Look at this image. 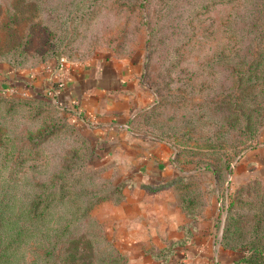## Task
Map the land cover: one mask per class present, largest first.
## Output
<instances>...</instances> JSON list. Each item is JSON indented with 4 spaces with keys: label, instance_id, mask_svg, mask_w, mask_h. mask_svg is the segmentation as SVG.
I'll return each instance as SVG.
<instances>
[{
    "label": "rangeland",
    "instance_id": "rangeland-1",
    "mask_svg": "<svg viewBox=\"0 0 264 264\" xmlns=\"http://www.w3.org/2000/svg\"><path fill=\"white\" fill-rule=\"evenodd\" d=\"M56 55L141 61L137 134L101 139L75 113L1 88L0 264H139L157 253L175 219L163 216L167 233L140 254L115 221L126 212L112 208L159 141L185 174L211 180L220 230L207 264H239L264 244V167L232 179L264 140V0H0V66Z\"/></svg>",
    "mask_w": 264,
    "mask_h": 264
},
{
    "label": "crops",
    "instance_id": "crops-1",
    "mask_svg": "<svg viewBox=\"0 0 264 264\" xmlns=\"http://www.w3.org/2000/svg\"><path fill=\"white\" fill-rule=\"evenodd\" d=\"M129 62L106 58L81 62L61 57L29 70L0 66V89L17 86L30 94L45 93V89L56 82L58 100L73 109L75 115L87 124L88 131L101 139L113 141L121 139L122 130H125V136L132 140L137 133L129 128L127 119L140 110L141 94H146L147 90L141 77V61ZM170 154L171 145L162 141L144 150L138 176L131 179L129 184L133 185L124 189L123 199L112 208L115 212L124 210L126 215L122 219L119 218L121 215L118 216L115 221L123 222L125 237L131 236L125 241L133 243L130 245L143 254L148 247L147 241L163 238L167 233L166 225L161 227L163 231L156 227L161 218L175 219L176 223L171 226L173 238L164 240L162 248L154 255H141L139 264H207L210 251L219 244L216 195L204 180L201 181L204 201L195 198L193 192L189 194L184 190L182 180L155 188L187 171L172 162ZM260 167H264V140L241 154L232 179L235 182L246 174H257ZM194 170L197 171H189ZM153 214L158 221L150 223L148 217ZM158 232L163 233L162 236L157 235ZM152 235L154 238H150ZM125 248L130 250L132 247Z\"/></svg>",
    "mask_w": 264,
    "mask_h": 264
},
{
    "label": "trees",
    "instance_id": "trees-1",
    "mask_svg": "<svg viewBox=\"0 0 264 264\" xmlns=\"http://www.w3.org/2000/svg\"><path fill=\"white\" fill-rule=\"evenodd\" d=\"M55 57L58 58L57 55H56L54 57L46 59V62L54 59ZM40 64H42V63H40ZM13 66H15V65L13 64ZM21 67L22 66H19L18 68H21ZM23 69L24 70H29L30 68L25 67ZM2 93H4V92L0 91V94H2ZM33 95H34L35 99L43 100L45 102L52 103V104H54V105H56V106H58V107H60L62 109H66L67 111H70V113L71 112L74 113L72 108H69L68 106L64 105L58 99H55V98H58L57 96H55V98H52V97L48 96L45 93H41V91L36 93V94H33ZM134 118L135 117L127 119L130 128H132V126H133ZM77 119L79 120V118H76V120ZM78 120H77V122H78ZM256 138H257V136H256ZM254 140L256 141L257 139H254ZM205 169H209L211 171V169L208 168V167L205 168ZM196 176H197V174L196 175L195 174H193V175H190V174H179L176 177H174L173 179L165 181L162 184L156 185L155 188H162L163 186H166L167 184H169V183H171L173 181L182 180L183 181L182 188H184V190L188 191L189 194L193 192L195 198H200V199L203 200V198H204L203 194L204 193H203V191L201 189V180L198 179ZM203 180L205 182H207L208 184H210L211 188H213L211 180L205 179V178H203ZM191 202H192V199L189 198V203L191 204ZM187 203H188V197H187ZM227 207H228V212H229L230 206L227 205ZM227 215H228V213H227ZM227 230L228 229H227V225H226L225 229H224V232H223V236H222V244L224 243V240L226 238L228 239V237H227L228 235H227V232H226ZM249 250H250L249 253L244 255V256H242V257H240L236 261V263H239V264H264V244H261V246L260 245H254L253 247H251V249L249 248Z\"/></svg>",
    "mask_w": 264,
    "mask_h": 264
},
{
    "label": "built area",
    "instance_id": "built-area-1",
    "mask_svg": "<svg viewBox=\"0 0 264 264\" xmlns=\"http://www.w3.org/2000/svg\"><path fill=\"white\" fill-rule=\"evenodd\" d=\"M64 59V58H62ZM45 94H47L48 96L52 97V98H55V96L58 97L57 95V86H56V82L55 83H52L50 86H48L46 89H45ZM55 99H58V98H55Z\"/></svg>",
    "mask_w": 264,
    "mask_h": 264
}]
</instances>
